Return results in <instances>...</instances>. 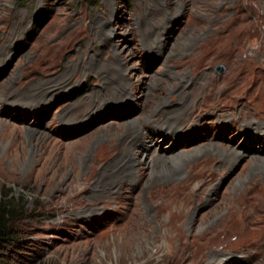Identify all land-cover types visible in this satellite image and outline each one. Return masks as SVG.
<instances>
[{
	"label": "rangeland",
	"instance_id": "obj_1",
	"mask_svg": "<svg viewBox=\"0 0 264 264\" xmlns=\"http://www.w3.org/2000/svg\"><path fill=\"white\" fill-rule=\"evenodd\" d=\"M128 141L157 163L228 152L140 164L115 187ZM255 156L264 0H0V204L17 240L0 264H264Z\"/></svg>",
	"mask_w": 264,
	"mask_h": 264
},
{
	"label": "bare ground",
	"instance_id": "obj_2",
	"mask_svg": "<svg viewBox=\"0 0 264 264\" xmlns=\"http://www.w3.org/2000/svg\"><path fill=\"white\" fill-rule=\"evenodd\" d=\"M183 82V81H182ZM188 84V83H187ZM49 86V85H48ZM186 86V85H185ZM183 87V86H182ZM187 87V86H186ZM185 87V88H186ZM46 88V87H44ZM42 88V90L44 89ZM181 88V87H180ZM116 89H122L121 87H118ZM45 91V90H44ZM185 91V90H184ZM183 93V92H182ZM182 99H184L182 97ZM169 112V111H168ZM177 113H181L180 110H175L172 113H170V115L167 117V120L165 123H168V119L172 118L170 116H173V114H177ZM176 116V115H175ZM182 117V116H181ZM136 122V121H135ZM130 124V123H129ZM142 124V123H141ZM140 125V124H139ZM129 129V128H128ZM110 131V130H109ZM132 134H136V137H141L144 136V133L142 132V130L140 128L137 129H132V130H128L127 132H125L124 134L121 135V139L123 140V143L127 142V140L129 139L128 137H130ZM36 134H34L33 132H31V137L35 136ZM120 139V138H119ZM118 139V140H119ZM129 144H127V147H125L124 151L121 152L120 157L117 161L113 162L110 166H108L107 170L111 171V174L116 175L115 178H117L116 181L113 182V186L115 185V187H117V185H120L122 182H124L125 180L131 179L133 181V172L137 169V165L140 164H144L147 167H149L153 173H158L160 171H164V170H168L171 171L173 170L175 167L179 166V164L182 162V160L185 157H190V155H192V152H198V151H203L205 147L207 148H211V149H215L221 152V153H227L228 150L215 144V143H209L203 146H198V147H194L192 150L189 151H184V152H179L176 153L173 156H160L161 161L157 163V161H148L147 157L145 159L140 158L138 152L134 151L133 146L135 143H133V141H128ZM148 147H150L149 145H147ZM234 150V149H233ZM213 151V150H212ZM203 153V152H202ZM145 154V153H144ZM143 154V155H144ZM200 154V153H199ZM205 154V153H204ZM207 154V153H206ZM236 154V153H235ZM196 155V154H195ZM142 156V155H141ZM228 157V156H227ZM157 159V158H156ZM234 159V158H233ZM192 160V159H191ZM254 166L256 167V169H263L264 170V157L263 156H255L254 157ZM171 165H170V164ZM182 165V164H181ZM257 171V170H256ZM136 172V171H135ZM211 172V171H210ZM215 172V171H214ZM262 173V172H261ZM259 174V173H258ZM136 175V174H135ZM158 175V174H157ZM137 176V175H136ZM210 178V177H209ZM210 181V180H209ZM254 182V181H253ZM117 183V184H116ZM119 183V184H118ZM111 186V185H110ZM261 189H263L264 192V181L263 183H261ZM251 188V187H250ZM254 188V186H253ZM175 189V188H174ZM256 190V189H255ZM173 192V191H172ZM251 193V192H250ZM166 195V194H165ZM256 194H254L255 196ZM259 195V194H258ZM261 195V194H260ZM244 197V196H243ZM252 197V196H251ZM257 197V196H256ZM260 197V196H259ZM250 198V197H249ZM253 198V197H252ZM251 198V199H252ZM258 198V197H257ZM247 200H249L248 198H246ZM239 200V199H238ZM261 202H263L264 204V195H262V197H260ZM164 201V200H163ZM240 201V200H239ZM244 201V199L242 200ZM250 201V200H249ZM172 203V202H171ZM251 203V202H250ZM256 205V204H255ZM264 206V205H263ZM262 206V207H263ZM241 207V206H240ZM243 208H245L243 206ZM258 208V207H257ZM264 208V207H263ZM162 209V208H161ZM164 209V208H163ZM237 211V210H236ZM241 211V210H240ZM262 211V210H261ZM260 211V212H261ZM264 211V210H263ZM241 213V212H240ZM232 214V213H231ZM236 215V213H235ZM174 216V215H173ZM180 216V215H178ZM240 216V215H239ZM175 217V216H174ZM240 217H243L242 215ZM245 217V216H244ZM236 218H239L236 216ZM258 218V217H257ZM179 219V218H177ZM243 219V218H242ZM247 219V218H246ZM223 220V219H222ZM224 221V220H223ZM241 221V219L239 220V222ZM235 222V221H234ZM242 222V221H241ZM241 222L239 224H241ZM246 222V221H245ZM263 222V221H262ZM244 223V221L242 222V224ZM173 224V222H172ZM213 229H208L203 235H207L208 233L212 232ZM205 237V236H204ZM208 247V246H207ZM213 256V255H212ZM203 261V260H202ZM211 262L214 261L213 257H211L210 259Z\"/></svg>",
	"mask_w": 264,
	"mask_h": 264
},
{
	"label": "trees",
	"instance_id": "obj_3",
	"mask_svg": "<svg viewBox=\"0 0 264 264\" xmlns=\"http://www.w3.org/2000/svg\"><path fill=\"white\" fill-rule=\"evenodd\" d=\"M11 198L7 201V203H11ZM14 208L10 206V204L1 203L0 204V249H4L7 247V244H14L11 241L16 240L13 236L15 235V227L13 225V217Z\"/></svg>",
	"mask_w": 264,
	"mask_h": 264
},
{
	"label": "water",
	"instance_id": "obj_4",
	"mask_svg": "<svg viewBox=\"0 0 264 264\" xmlns=\"http://www.w3.org/2000/svg\"><path fill=\"white\" fill-rule=\"evenodd\" d=\"M217 70L223 71V67L222 66H217Z\"/></svg>",
	"mask_w": 264,
	"mask_h": 264
}]
</instances>
